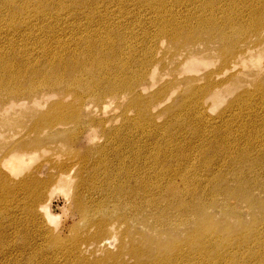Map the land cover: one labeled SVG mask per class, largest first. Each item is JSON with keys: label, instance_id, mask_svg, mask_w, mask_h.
Segmentation results:
<instances>
[{"label": "bare ground", "instance_id": "obj_1", "mask_svg": "<svg viewBox=\"0 0 264 264\" xmlns=\"http://www.w3.org/2000/svg\"><path fill=\"white\" fill-rule=\"evenodd\" d=\"M129 26L136 30L125 33ZM164 41L172 50L155 53ZM263 41L264 0H0V119L10 127L6 115L26 114L32 105L38 115L32 136L6 143L0 156L4 148L18 163V156L30 158L41 136L71 146V137L87 135L95 164L107 161L119 177L72 179V165L55 163L43 178L40 172L0 178V241L20 240L14 256L31 250L28 257L38 255L39 264H264V196L254 198L264 195V121L255 116V134L239 129L250 128L242 120L252 112L239 114L249 96L263 98L261 87L229 100L217 129L205 107L226 100L213 92V81H223L219 71L234 59L252 61ZM213 57L221 67L197 77L199 62ZM180 66L187 91L175 106L166 82L158 83L164 70L168 82L176 80ZM199 78L210 92H199ZM40 90V103L25 101ZM159 108L166 115L161 124L153 114ZM76 156L88 161L89 152ZM9 170L18 177L14 166ZM64 182L66 194L75 193L64 202L79 208L78 222L84 219L70 238L57 231L58 211L47 197L48 187ZM230 200L244 205L249 224H261L254 232L208 234L224 228L213 215ZM91 212L98 217H88ZM117 226L124 227L121 234Z\"/></svg>", "mask_w": 264, "mask_h": 264}, {"label": "rangeland", "instance_id": "obj_2", "mask_svg": "<svg viewBox=\"0 0 264 264\" xmlns=\"http://www.w3.org/2000/svg\"><path fill=\"white\" fill-rule=\"evenodd\" d=\"M116 21H119V20L117 19ZM133 24L135 27H137V23H133ZM129 29L136 30V29L130 28L129 26V27H125L124 32L127 33ZM167 45L171 49V45L167 43L166 41H164V43L162 44L160 43V45L158 43L155 47V53L164 52L165 49L163 48H166ZM244 61L245 62L243 61L240 62L237 59L231 60L229 67L228 66L224 67L223 70L219 71L220 74L218 78L219 80L222 79L223 81L222 82H217L216 80L213 81L212 85L217 87L216 90L213 92L217 93L218 95H221V94L225 95L226 100L224 101L223 104L219 106L216 105L213 108H212V104L210 101H207L205 103L206 112H207L206 117H207L209 124L212 125L211 130L218 128L217 126L220 124L221 118L217 117V115L220 112V110L227 105L229 100H231L234 96L238 95L239 94L238 92H242L243 90L254 91L255 88L257 87H261V93L263 95V98L262 97L257 98L256 96H249L250 103L246 107H244L246 110L243 107L240 109H233V110L229 108L228 110H231L233 112H229L228 115L235 116L236 110H238L240 113V111L244 109L241 112V114H239L240 117L242 118L248 114V111L252 112L253 116L250 118V120H242L243 123H248L250 125V128H239L241 131H244L245 133L249 131L252 133L254 132L253 134H255L257 132L258 128L256 130H254L256 127L254 129L252 128L254 122L260 125V122H258L255 116H258L260 119H262L261 122L264 121V41L261 43V46L259 47V49L255 52V55L253 56V60L249 61V59H246ZM170 64H171V61L166 62V66H170ZM221 64H222V61L219 57H213L209 59V62L205 65H203L202 62H199L197 71L200 75H198L197 77H200V78L204 77L206 74H209L213 69L221 67ZM160 73L162 74V76L158 84H160L162 80L166 82L164 84L166 85V91L170 93V96L172 95V100H176L175 101V106H176L184 97V95L182 94L187 91V87L183 82L184 77L187 76V70L184 67L180 66L177 71L176 80H174L173 82H168L167 70L161 71ZM216 73L218 72H215L214 75ZM200 78H199V81L196 82V86L198 87L199 92H210L208 90V83L205 82L204 79L200 80ZM27 91L28 90H26L25 92ZM32 91H35V89H33ZM40 94H42L41 90L36 93L31 94V97L25 101L30 102V104H32L31 103L32 101H37L40 103L41 102L40 96H42ZM164 96L166 95L163 94V97ZM172 100H170L168 103L166 102L165 106L171 104ZM260 102H262V105H260ZM123 105L127 106V103L120 104L119 109L117 110L118 112L116 114L120 113V111L124 108ZM32 109L33 111L28 112L23 115L19 114V112H21V111H18L19 109H16L12 113H8L6 115V116H9L7 118V122L13 123L10 127L4 126L5 120L0 119V147H4L6 143H19L20 141L29 138L27 137V135L32 136L29 134V127L31 126V121L32 120L38 121L37 119L38 115L35 114L33 105H32ZM45 109L46 107H44L42 111H44ZM160 110L161 108L153 111V114L158 115V117L156 118L158 124L163 123V121L166 118V115H164L162 111L160 112ZM129 117L133 118L134 116L129 115ZM69 129H71V127ZM235 129H236V126H235ZM86 137L87 135H83L80 138H78V136L71 137V139H73V143L74 142L75 143L74 144L72 143L71 146H69L67 143L63 142L61 139L44 140L46 136H41L40 139L42 140V142L35 149V151L30 156V158L26 160H22V157L18 156L20 160V162L18 163H15L14 161H12L10 159L12 155L10 153H7L6 150L2 148L0 161L3 160V162H7V164L1 165L0 163V178L19 179L27 173L34 174L37 172H40L38 178H43L46 176L48 171L54 170L55 163H62V164L67 163L68 165H72L71 166L72 169L69 171V174L71 173L70 177H72V179H79V176L82 179H90V177L94 173L97 174L96 179H119L118 175H116L117 174L116 171L113 170V165L111 166V164L107 163V161L104 160L100 162V164H95L96 162L95 158H97V155H93L92 150L88 151V148L92 142L88 140ZM97 138H98L97 139L98 141L102 140V137L100 136L99 133H97ZM87 152H89L88 161L78 160L76 154L83 156ZM13 166H14V170L16 173L20 172L19 174L17 173V176H18L17 178H13V176L11 177L8 176V172L11 171L9 170V168H13ZM108 170L110 172H108ZM209 173L210 172L208 171L206 174H209ZM228 180H229L228 185L230 186L231 189H233L232 188L233 180L232 179H228ZM261 180L264 181V179H261ZM75 183L76 182H74V184ZM74 187L75 186L72 185V188ZM49 188H50L49 192L53 191L52 194L48 192L47 197L50 200L49 205L50 207L52 206L51 207L52 210L58 211V216H59L60 225L58 226L57 229H60V230H57V231H60L59 234L62 238H65V235H67L66 238H70L72 235V229H71L72 226L74 225L75 222H78V218H82V217H80L79 208L77 207L74 208L71 200L70 202L65 203L64 197L70 199L71 197L75 195V193L71 192V193L66 194L68 192L67 190L68 185L65 182L54 184L51 187H48L47 189ZM85 195L86 193L84 192L81 193L82 197ZM263 196H264L263 194L258 195V192H256L254 198L255 200H259V199L262 200ZM149 202H151L150 199H147V198L143 199L142 205L146 208ZM60 210L61 212H59ZM235 210L236 212L232 214V211H235ZM248 214L249 212L247 211V209L244 207L242 203H237L236 201H233V200L227 201V209L223 212L221 211L218 212L216 210L214 211V215H213L214 220L219 221L218 223H220L221 221L222 223L220 224L222 225L220 226H223L224 228L215 230V231L209 230L208 234H214V233L218 234V232H221L222 236L226 234L234 235L237 233H243L248 228L252 232H254L255 225H260L261 223L260 221H258L257 223L255 222L253 224H249V223H252L253 220ZM90 216H93L92 212L90 213L88 217ZM93 217H98V214ZM83 220L84 219L80 220L78 223H80ZM246 223L248 224L247 226H246ZM189 227L193 228L191 226ZM149 228L151 227L148 225L145 227H141L140 230H147ZM123 229L124 227L117 226L115 227L114 232L121 234ZM217 234H214V235L217 236ZM216 241L221 242L222 244H227L225 240H221V241L216 240ZM229 246L231 248H236L235 244H230ZM12 247L20 248L21 247L20 240L18 239L14 240V239H11L10 237H7V238H3V240L0 241V264H11V262L14 264L16 260L18 261L19 264H25V263L26 264L27 263L28 264H39L40 263V259L38 258V255L34 256L33 254L31 255V257L33 258H31L30 256L28 257L31 250L27 251L25 254H23L20 257L19 256L15 257L14 253L11 252V250L13 249ZM14 258H15V261H13ZM10 260L12 261L9 262ZM33 260L35 261V263H32Z\"/></svg>", "mask_w": 264, "mask_h": 264}]
</instances>
